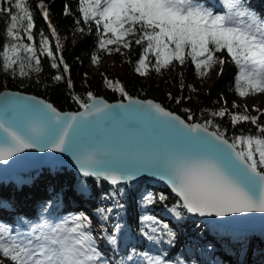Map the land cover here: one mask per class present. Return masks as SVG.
I'll return each mask as SVG.
<instances>
[{
  "label": "snow or ice",
  "instance_id": "6c2138e0",
  "mask_svg": "<svg viewBox=\"0 0 264 264\" xmlns=\"http://www.w3.org/2000/svg\"><path fill=\"white\" fill-rule=\"evenodd\" d=\"M78 3L83 19L101 27L100 49L111 53L120 51L121 45L130 48L133 38L137 44L146 43L135 68L138 73H146L149 67L160 71L174 60L184 64L188 55L204 77L217 61L224 63L216 53L226 49L238 66V94L248 97L264 92V13L256 10L249 0H228L226 6L223 0H78ZM39 7L48 18L44 0H40ZM0 13L7 20L3 67L13 75L18 71L20 76L39 71L41 58L33 35L35 21L27 0H8L7 6L0 0ZM48 23H52L50 18ZM51 32L57 36L60 54L53 51L43 32L39 51L52 57V66L60 69L63 45L55 25ZM24 34L33 43L25 42ZM149 53L155 54L154 64L148 61ZM93 60L99 63L101 56L96 54ZM62 67L69 69L67 63ZM54 79L60 81L64 76L58 72ZM109 85L114 89L118 86L127 101L108 103L87 92L88 102L75 97L83 111L67 113L40 97L0 93V161L6 162L24 149L51 148L70 152L85 177L106 179L113 185L132 184L144 173L163 178L182 197L181 204L171 208L177 217L184 215L181 207L190 213L219 217L264 213V123L259 122L258 115L231 112L227 108L212 111L213 117L229 115L233 123L257 124L256 134L229 139L224 134L227 130L221 132L220 125L212 119L188 123L153 100L129 95L118 81ZM253 107L264 114V108ZM143 122L148 124V132L131 134L129 130ZM77 192L90 196L92 189L81 180ZM116 192H123V188L118 187ZM110 195L115 194L104 193L105 197ZM128 195L125 192L119 198ZM137 195L145 206L168 200L166 193L150 189ZM61 197L57 193L53 199L43 201V212L52 216ZM126 211L118 200L113 201L111 208L96 209L102 225H106L101 227L102 241L92 231L93 220L85 211L59 218L55 225L42 217L41 223L28 234L0 226V253L12 264H117L101 251L102 242H107L114 253L125 252L120 264H173L163 254L155 258L148 252L141 253L136 246L129 247L134 233L125 220ZM140 220L136 231L142 237L156 242L166 236L169 245L174 242L175 231L157 216L146 212ZM0 264L5 261L0 260Z\"/></svg>",
  "mask_w": 264,
  "mask_h": 264
},
{
  "label": "trees",
  "instance_id": "16d2710c",
  "mask_svg": "<svg viewBox=\"0 0 264 264\" xmlns=\"http://www.w3.org/2000/svg\"><path fill=\"white\" fill-rule=\"evenodd\" d=\"M253 1L258 3L256 6L258 11L264 13V5L259 4V2L264 3V0ZM3 3L7 6L8 0H3ZM27 3L31 7L35 21L33 35L38 49L37 54L41 58V69L39 71H31L30 75L20 76L18 71L16 75H13L11 70L3 67L2 46L7 42L5 32L7 20L5 14L0 13V93L9 88L34 94L43 97L62 111L73 112L83 108L80 101L75 99V97L79 96L81 100L88 102L87 92H92L94 95L104 97L111 102L119 99H127L126 96L119 92L118 86L114 89L109 85V82L118 81L125 86L129 95L143 99H153L173 112L182 115L190 122L203 123L205 120H214L216 124L220 125L221 132H224L225 129L227 130L224 134L229 139L233 136L238 137L240 135L257 133V124L254 122L241 121L239 123H233L227 114L224 117H213L211 114L212 111L225 108L224 102L227 101V97L229 98L234 94L233 88L236 82L238 68L230 61L225 53L221 54L220 51L216 53L218 57L224 59V70L218 81L212 86H208L204 78L199 75L194 63L191 62V58V64L186 68L171 65L164 79L157 78L153 73H149L146 76H139L135 68L138 59L143 55L144 44H137L133 38L132 46L128 48V52L124 57H120L123 51L122 45L120 46V51H113L111 53L105 49H100L98 45L102 37L101 27L94 21L83 19L78 0H44L49 11L48 18L43 16V9L39 7L40 0H27ZM66 9L70 11L66 12ZM49 18L52 22L51 25L48 23ZM52 25H55L59 33L60 43L63 45L64 59L63 61H59L61 64L60 69L52 66V57L47 56L43 51H39L41 47L39 43L40 33L43 32L51 41L53 51L57 55L60 54L61 49L56 44L57 36L51 32ZM88 30H90V33H87ZM24 41L33 43V41L27 40L26 34H24ZM109 46L116 47V45ZM96 54L101 56L99 63L93 60V56ZM107 54H112L116 58L120 57L118 60L124 69L113 68L109 63ZM64 63L69 65L68 70L63 69L62 65ZM58 72L63 74V80L56 81L54 79ZM230 111L245 112L237 107ZM248 113L258 115L260 117L259 122L264 123V114H256L253 111ZM211 129L216 130L215 128ZM22 179L28 182V184L26 183L27 185L19 188V191L17 190L18 193L13 196L16 206H22V201H20L21 197H25V200L31 201L35 190H39L41 186L55 184V190L62 194V204L59 206V209L60 212H63L64 217L70 213H78L79 211L89 212L97 219V225L99 227L106 225H102L100 216L96 214V209L111 208L113 201L118 200L127 210L125 212V220L130 226V232L134 233L129 247L136 246L141 253L156 252L160 257L163 254L165 259L171 260L174 263L177 261L181 263L184 261H192L184 257L183 250L178 246L182 241L180 238L185 235V227L190 225V220H195L198 227L208 224L204 219L193 218L190 212L183 207L180 210L184 215L177 217L175 213L171 212V208L174 205H180L181 201L167 188L149 182L112 186L103 179L74 174L68 168H47L41 171L30 172L24 174ZM81 180L86 181L92 189L90 196H85L77 192L78 183ZM140 185L144 189H150L157 193L163 192L168 196V200L165 202L147 205L146 208L149 212L162 217L165 223H184L181 229L182 234L180 232L181 235H176L172 244H168L166 236L162 241L153 242L149 241L147 237H142L136 231L141 223V215L145 214L143 212L145 205H142L140 197L137 195ZM118 187L123 188V192L117 193L116 190ZM125 192L129 193L128 197L120 199L119 197L123 196ZM104 193L115 195L105 197ZM133 196L135 199H133ZM67 203H69L68 206ZM66 208L68 211L65 210ZM109 219H112V217H109ZM216 228L222 236L231 237L236 234H241L219 225H216ZM197 233L203 235L204 231L202 228H199ZM250 237L252 238V243L261 244V239H257V236L252 235ZM104 243L111 249V253L117 261V264H120V260L125 256V252L119 251L114 253L111 246L107 242ZM211 249L215 250V247L212 245ZM248 263L261 264L256 261L253 262L252 259Z\"/></svg>",
  "mask_w": 264,
  "mask_h": 264
},
{
  "label": "rangeland",
  "instance_id": "374dc122",
  "mask_svg": "<svg viewBox=\"0 0 264 264\" xmlns=\"http://www.w3.org/2000/svg\"><path fill=\"white\" fill-rule=\"evenodd\" d=\"M250 4L256 9L258 3H255L253 0H249ZM224 5L226 6L228 3V0H223ZM262 6L264 5L263 2H259ZM96 29H98L97 26H95ZM90 33V30L87 31V33ZM144 46H146V43H143ZM128 52V48L123 46V51L120 57L126 56ZM221 54L225 53L230 61L233 62V64L238 68V66L234 63L233 59L231 58L230 54L227 53V50L220 51ZM107 57L109 59V63L113 68H118L123 70L120 61L118 60L120 57L116 58L112 54H107ZM190 56L186 55V59L184 64H179L178 61H172L169 66L162 67L160 71H156L154 67H149L146 70V73H138L139 76H146L149 73H153L157 76L159 79H164L167 72L169 71L171 65L178 66L180 68H186L188 65L194 63L192 60L190 62ZM148 61L152 64L155 63V54L149 53L148 55ZM195 65V63H194ZM196 68V67H195ZM221 68L224 70V64H221L219 61H217L211 68V70L203 77L205 82L208 86L214 85L216 83L221 75ZM234 94L231 97H227V104L224 105L225 108H228L229 110H233L236 106V104H239V108L242 111L245 112H255L256 114H259L257 112V108L253 107L254 105H257L260 108H264V92H257L252 93L250 97H242L238 94L236 90V82L234 83ZM245 105H247V108H245ZM263 170V169H262ZM56 175V174H54ZM28 182H25L20 177L14 176L11 179H4L0 183V188L7 192L5 194H2L1 197L5 199V206L10 207L11 204H9L11 201V198H13V193H18L19 188L24 187V185H27ZM55 184H48L46 186H41L39 190H35L33 192V197L31 203L28 204V200L25 204H27V207L24 206V208H27L28 211L23 212L19 209H13L15 212L13 213L14 218L9 219L5 222H2V218L0 217V226L5 227H11L14 231H19L21 234H28L32 230V228L41 223V218L49 219L52 221L53 225L56 223H59V218H63V212H60V209L58 208L55 213H53L52 216H48L47 213L43 212V209L41 207L42 202L45 200H51L53 197L59 193L57 190H55ZM10 190V192L7 190ZM24 189V188H23ZM31 190V189H30ZM29 190V191H30ZM139 191L144 190V187L140 185L138 187ZM24 191V190H23ZM27 192V191H26ZM48 192V193H47ZM50 194V196H49ZM40 195H42V201H38ZM45 195V196H43ZM39 196V197H38ZM21 201H25V197L20 198ZM68 202V201H67ZM62 202L60 203L61 206ZM69 203H67L68 206ZM14 207L13 205H11ZM66 206V207H67ZM68 208V207H67ZM65 209L68 211V209ZM51 211V209H49ZM143 212H147L148 214L157 216L153 214L152 212H149V210L144 206ZM26 213V214H25ZM88 215L93 220V227L92 231L94 234L98 235L101 238V241L103 240L102 233H101V227L97 225V219L87 212ZM161 221L164 222V224L168 225L170 228H172L176 235L178 236L181 232V229L183 227V224H174L172 222H166L163 220L162 217L157 216ZM194 218V217H193ZM187 226V225H186ZM184 236L180 238L182 240L179 243V247L183 250L184 257L192 260V261H198L200 264H249L248 261L250 259L253 260V262H259L261 264H264V234L262 233H256L251 234L250 232H239L241 234H236L231 237L229 236H222L216 228V224L212 222H208V224L202 225L198 227L195 220H190V225L188 227H185ZM202 228L204 231L203 235H199L198 229ZM182 234V232H181ZM180 234V235H181ZM255 235L257 236V239H261V244L258 243H252V238L250 236ZM185 244V245H184ZM208 245H213L215 247V251L208 248ZM239 248V249H238ZM238 249V250H237ZM229 250V251H228ZM101 251L104 252L105 256L109 259H113V255L111 253V249L108 248L104 242L101 244ZM150 255L155 258H160V255L158 253L151 252ZM0 260H4L5 264H12L10 260H7V258H4L2 253H0ZM175 264V263H173ZM182 264V263H181ZM251 264V263H250ZM254 264V263H252Z\"/></svg>",
  "mask_w": 264,
  "mask_h": 264
},
{
  "label": "water",
  "instance_id": "95a60500",
  "mask_svg": "<svg viewBox=\"0 0 264 264\" xmlns=\"http://www.w3.org/2000/svg\"><path fill=\"white\" fill-rule=\"evenodd\" d=\"M4 92L21 93L28 96L40 97L34 94H30L18 90H12L9 88L5 89L1 93ZM40 98L44 99L43 97ZM102 98L106 100L108 103H116L119 100H124L125 102L127 101V99H119L117 101L111 102L105 99L104 97ZM139 99L153 100V99H143V98H139ZM168 110L172 111L170 109ZM60 111L64 113L70 112V111H62V110ZM80 111H83V108L80 109L79 111H73V112H80ZM176 114L182 116L178 113ZM184 119L188 123H193L188 121L186 118ZM196 123H200V122H196ZM115 127H118V125H116ZM148 130H149L148 124L146 122H143L141 123L140 127L131 129L129 131L131 132V134L144 135L148 132ZM210 130L216 131L213 129ZM47 168H68L74 174L84 176V174L79 171V166L76 164L75 159L70 152H59L51 148L44 149L43 151H41L38 148H29V149H24V151L22 152L17 153L15 156L11 157L6 162L0 161V179H11L16 175L41 171ZM91 178H96V177H91ZM103 180L108 184H111L112 186H118V185H113L110 181H107L106 179ZM145 182H149L167 188L174 194L175 197H177L180 201H182V197H180L179 194L176 193L174 189H172L171 185L168 184L166 180H164L161 177L153 176L150 173H144L141 177L137 178V180L134 181L132 184H139ZM190 214L198 219L201 218L208 222H214L223 228H229L231 230L238 232L243 231V232H250L252 234L264 232V213H260L258 211L250 212V213H242V214L241 213L229 214V216L227 217H219L215 215H200L198 213H190Z\"/></svg>",
  "mask_w": 264,
  "mask_h": 264
},
{
  "label": "bare ground",
  "instance_id": "6f19581e",
  "mask_svg": "<svg viewBox=\"0 0 264 264\" xmlns=\"http://www.w3.org/2000/svg\"><path fill=\"white\" fill-rule=\"evenodd\" d=\"M5 199L1 198L0 199V217L2 218V222H5L9 220V218H13V211L10 207H6L4 204Z\"/></svg>",
  "mask_w": 264,
  "mask_h": 264
}]
</instances>
